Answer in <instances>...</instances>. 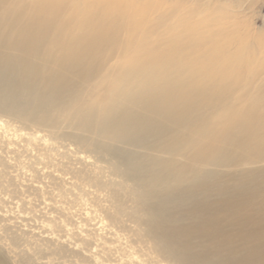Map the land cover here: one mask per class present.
I'll return each mask as SVG.
<instances>
[{
	"label": "bare ground",
	"instance_id": "obj_1",
	"mask_svg": "<svg viewBox=\"0 0 264 264\" xmlns=\"http://www.w3.org/2000/svg\"><path fill=\"white\" fill-rule=\"evenodd\" d=\"M191 2L0 0V110L109 164L179 264H264V41Z\"/></svg>",
	"mask_w": 264,
	"mask_h": 264
},
{
	"label": "rangeland",
	"instance_id": "obj_2",
	"mask_svg": "<svg viewBox=\"0 0 264 264\" xmlns=\"http://www.w3.org/2000/svg\"><path fill=\"white\" fill-rule=\"evenodd\" d=\"M214 1L237 13L232 20L255 45L264 41V0L200 3ZM37 133L47 145L33 140ZM94 156L56 129L0 110V247L12 263L179 264L135 219L132 198L110 187L121 178L106 162L97 170Z\"/></svg>",
	"mask_w": 264,
	"mask_h": 264
}]
</instances>
